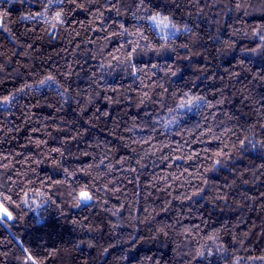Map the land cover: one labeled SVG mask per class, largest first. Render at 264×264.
Returning <instances> with one entry per match:
<instances>
[{
    "label": "trees",
    "instance_id": "16d2710c",
    "mask_svg": "<svg viewBox=\"0 0 264 264\" xmlns=\"http://www.w3.org/2000/svg\"><path fill=\"white\" fill-rule=\"evenodd\" d=\"M5 196L0 264H264V0H0Z\"/></svg>",
    "mask_w": 264,
    "mask_h": 264
},
{
    "label": "snow or ice",
    "instance_id": "6c2138e0",
    "mask_svg": "<svg viewBox=\"0 0 264 264\" xmlns=\"http://www.w3.org/2000/svg\"><path fill=\"white\" fill-rule=\"evenodd\" d=\"M47 2L49 3L50 6L55 7V6L63 4L64 0H47ZM141 2H143V0H141ZM53 18L59 21L61 19V12L56 11ZM151 21L155 27L161 30V32L175 28V25L171 24V22L168 21L166 17H161L159 15L153 16L151 17ZM48 79L51 80L52 78L49 77ZM44 83L46 82L41 81V84H44ZM10 101H11V98L6 97L4 98V101L2 103L7 104V103H10ZM92 199L93 197L87 191L82 190L77 197V202L87 203L91 201ZM10 206H11V202L9 201L7 196L0 199V220L12 219V212L9 211Z\"/></svg>",
    "mask_w": 264,
    "mask_h": 264
},
{
    "label": "water",
    "instance_id": "95a60500",
    "mask_svg": "<svg viewBox=\"0 0 264 264\" xmlns=\"http://www.w3.org/2000/svg\"><path fill=\"white\" fill-rule=\"evenodd\" d=\"M92 201V200H91ZM91 201H89V202H87V203H82V204H85V205H87V204H90L91 203Z\"/></svg>",
    "mask_w": 264,
    "mask_h": 264
}]
</instances>
